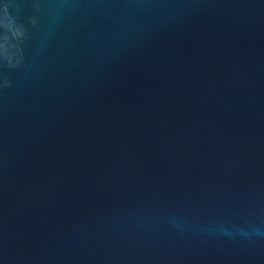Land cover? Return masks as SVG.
<instances>
[{
    "label": "water",
    "instance_id": "water-1",
    "mask_svg": "<svg viewBox=\"0 0 264 264\" xmlns=\"http://www.w3.org/2000/svg\"><path fill=\"white\" fill-rule=\"evenodd\" d=\"M0 264H264V0H0Z\"/></svg>",
    "mask_w": 264,
    "mask_h": 264
}]
</instances>
